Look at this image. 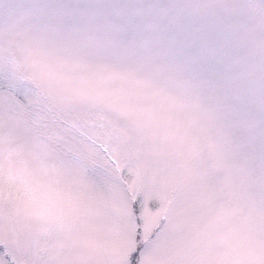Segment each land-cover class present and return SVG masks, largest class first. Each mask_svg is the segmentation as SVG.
I'll return each mask as SVG.
<instances>
[{
	"label": "snow or ice",
	"instance_id": "snow-or-ice-1",
	"mask_svg": "<svg viewBox=\"0 0 264 264\" xmlns=\"http://www.w3.org/2000/svg\"><path fill=\"white\" fill-rule=\"evenodd\" d=\"M0 264H264V0H0Z\"/></svg>",
	"mask_w": 264,
	"mask_h": 264
}]
</instances>
